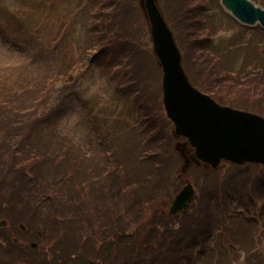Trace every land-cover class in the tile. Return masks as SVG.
<instances>
[{
	"label": "trees",
	"instance_id": "1",
	"mask_svg": "<svg viewBox=\"0 0 264 264\" xmlns=\"http://www.w3.org/2000/svg\"><path fill=\"white\" fill-rule=\"evenodd\" d=\"M75 1L83 3L66 2L71 8L66 30L49 29L50 17L41 13L47 8L18 13L21 21L11 19L27 43L39 42L28 47H35L42 62L28 72L25 65L0 66V219L9 222L0 227V264H234L242 249L245 264H264L259 245L264 240L258 239L264 236V175L251 171L254 180L242 189L226 186L221 171L211 176L217 169L192 165L179 177L183 160L152 42L128 46L110 11L104 9L102 25L101 4L93 1L86 8L88 0ZM159 1L192 84L220 104L264 116V28L240 24L220 0H212L213 8L210 0ZM254 1L264 7V0ZM81 11L89 16L77 21V26L86 22L83 38L76 46H57L72 36L68 33ZM36 13L45 27L27 28V16ZM231 29L230 37L219 36ZM250 32L253 39L242 37ZM93 68L110 87L102 106L90 88L78 97L95 143L84 147L67 134L51 136L55 88L85 83L91 69L90 87L97 79ZM185 179L199 198L179 220L167 219L164 204ZM21 223L30 240L55 241L47 257L36 258L40 251L6 234V229L21 231Z\"/></svg>",
	"mask_w": 264,
	"mask_h": 264
},
{
	"label": "water",
	"instance_id": "2",
	"mask_svg": "<svg viewBox=\"0 0 264 264\" xmlns=\"http://www.w3.org/2000/svg\"><path fill=\"white\" fill-rule=\"evenodd\" d=\"M225 8L245 24L264 27V8L252 0H221ZM150 22L154 51L163 70L164 103L174 122V134L186 138L176 149L184 159L183 173L192 163L216 168L224 161L235 164L255 162L264 165V117L260 114L221 105L209 94L196 88L184 67L180 47L167 23L158 0H141ZM192 150L194 152L192 153ZM198 197L191 182L177 194L171 211L184 212ZM8 220H0V227ZM26 229L24 224H20ZM18 240V239H16ZM38 249L37 242H31Z\"/></svg>",
	"mask_w": 264,
	"mask_h": 264
},
{
	"label": "rangeland",
	"instance_id": "3",
	"mask_svg": "<svg viewBox=\"0 0 264 264\" xmlns=\"http://www.w3.org/2000/svg\"><path fill=\"white\" fill-rule=\"evenodd\" d=\"M68 0H49V2H46V0H0V66H4L7 64H18V65H25V71H34L31 69L32 67H35L36 70L39 68L38 66L41 65L42 59L38 57V55L35 52V47L30 48L28 46H40L39 42L36 40L26 42V39L24 37L20 36L21 34L17 29H19L18 25H14L13 21L11 19L13 18L15 21H21L23 19V15H21V18L18 13L24 14L26 12L32 14V12H35L36 9L39 11L44 10L47 8V11L41 12L44 16L50 17V20L48 22L49 29L51 31H58L66 30L68 26V22L65 21L68 17H71L70 11V5L67 4ZM73 5H78L80 3H83L82 1H75L71 0ZM97 1L98 5L101 4L100 10L101 16H98V20L101 17V24L106 25V18L103 16L104 14H107L104 12V9L106 11H110V15L114 17L120 23V28L123 32V37L125 36L124 40L125 42H129L128 46H131L133 43L134 46H142L146 43L152 42V36L151 31L150 34L148 33L150 28V22L145 15V12L142 9L141 6V0H88L85 3V7H90L93 3L92 2ZM78 2V3H77ZM160 6L161 2L158 0ZM166 8L168 11H170V4L165 1L164 2ZM210 5L213 8V6L216 5L215 2H212L210 0ZM26 10H25V8ZM162 7V6H161ZM163 9V8H162ZM49 10V11H48ZM226 12H228L226 9H224ZM164 12V10H163ZM64 13H67L64 15ZM229 13V12H228ZM42 14L36 13L32 16H27V28H35L38 26V24H43L42 22ZM213 14H220L223 15L221 11H216ZM164 16L165 12H164ZM173 17L174 13H173ZM221 18L220 16H218ZM82 18L83 20L87 21L89 16L85 18L84 12H78V15L76 17V22L74 23V27L71 28L69 34H72L70 38L65 39L64 43H59L57 46H65V43L69 44L70 46H76L79 40L83 38L84 33L87 32L86 22L83 23L80 26H77V21ZM92 17H90L91 19ZM235 18V17H234ZM42 19V20H41ZM167 19V17H166ZM236 19V18H235ZM8 22L7 25H5L3 22ZM238 20V19H236ZM168 21V20H167ZM216 21L218 22L217 18ZM239 21V20H238ZM223 23V21H219L218 23ZM240 24H242L239 21ZM43 28L45 25L43 24ZM47 27V26H46ZM253 27V26H251ZM239 26L232 27V29H238ZM229 30L222 32L219 36L221 37H230L234 30ZM11 35L12 38L7 37L6 34ZM16 37V38H15ZM242 37H250L253 39L254 34L253 33H247L242 35ZM68 45V46H69ZM118 45V44H117ZM259 45V44H258ZM119 46H122L119 44ZM243 46H250L248 43H244ZM35 54V55H34ZM27 66V67H26ZM30 67V68H28ZM94 69V68H93ZM97 79L93 80L92 85L89 87V80L92 77V70L90 69L88 73L86 74V80L85 83H74L73 85H58L55 88V92L51 101V105L53 108H56V114L57 117L55 118L54 123L52 126L47 130L51 136L58 135L59 133L67 134L70 136L74 141L81 144V146L84 147H90L93 143H95L94 139H92V129L93 126L89 123L87 112L85 110L84 104L80 102L79 96L83 97V93L87 95V91H85L87 88L89 92L95 93L98 96V101L100 105H104L107 101L105 100L106 97L108 98L109 89L108 86L109 83L107 81L106 76H102V71H96L94 69ZM105 101V102H104ZM44 116V114L42 115ZM94 149V148H93ZM224 165V164H223ZM222 164L217 168L216 172L211 173V176H217L218 171H221L223 174V179L225 180L224 184L226 186L235 185V187H238L242 189L244 185L247 183L251 184L253 182L250 181L251 171L255 170L257 177H261L264 175V168L257 167V166H250L249 168H238L235 167L233 164L225 163L223 166ZM223 166V168H222ZM248 173L246 174V172ZM191 175H194L192 172ZM192 177H195L192 176ZM252 188V187H251ZM2 220V218L0 219ZM23 224V223H21ZM20 226V224H19ZM21 231H17L16 229H6V234L14 238L20 237V242L23 243V245H26L30 242H33L29 239L28 236H32L31 234L26 233L27 230H23L20 227ZM24 231V232H23ZM27 239V241H25ZM260 240H264V236H261L258 238ZM257 239V241H258ZM36 242L40 245L38 249H34L40 252L34 253L36 255V258H45L49 255V252L51 251V247L55 244V241H38ZM252 243V242H251ZM253 244V243H252ZM258 244V243H257ZM243 245H249V242H245ZM260 247H263L264 244H259ZM30 246V245H29ZM31 247V246H30ZM32 248V247H31ZM33 249V248H32ZM244 251V255L241 256V259H239V255L237 254V259L233 261L234 264H245L247 252L246 250L242 249ZM241 251V252H242ZM32 253V252H31ZM50 256L52 257L53 254L51 253ZM50 257V258H51ZM34 258V257H32ZM211 262V261H210ZM211 264V263H210Z\"/></svg>",
	"mask_w": 264,
	"mask_h": 264
},
{
	"label": "flooded vegetation",
	"instance_id": "4",
	"mask_svg": "<svg viewBox=\"0 0 264 264\" xmlns=\"http://www.w3.org/2000/svg\"><path fill=\"white\" fill-rule=\"evenodd\" d=\"M170 206H171V204H167V205H166V209L163 210V211H165V212H167V213L169 214ZM178 214H179L178 217H176L177 215H172V216H174V218L178 220V219L181 218V214H182V212H179Z\"/></svg>",
	"mask_w": 264,
	"mask_h": 264
}]
</instances>
